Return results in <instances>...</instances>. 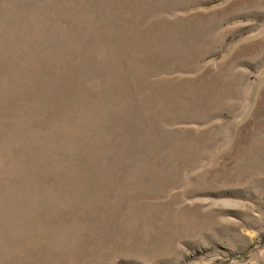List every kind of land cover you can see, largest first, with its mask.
I'll list each match as a JSON object with an SVG mask.
<instances>
[{"label":"rangeland","instance_id":"rangeland-1","mask_svg":"<svg viewBox=\"0 0 264 264\" xmlns=\"http://www.w3.org/2000/svg\"><path fill=\"white\" fill-rule=\"evenodd\" d=\"M0 264H264V0H0Z\"/></svg>","mask_w":264,"mask_h":264}]
</instances>
